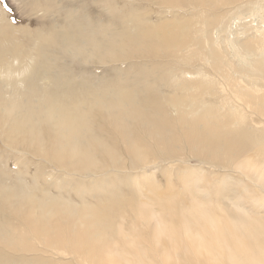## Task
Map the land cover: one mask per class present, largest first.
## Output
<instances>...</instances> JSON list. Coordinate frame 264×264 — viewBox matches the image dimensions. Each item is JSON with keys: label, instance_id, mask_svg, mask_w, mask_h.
<instances>
[{"label": "rangeland", "instance_id": "rangeland-1", "mask_svg": "<svg viewBox=\"0 0 264 264\" xmlns=\"http://www.w3.org/2000/svg\"><path fill=\"white\" fill-rule=\"evenodd\" d=\"M195 4L188 1L185 5L173 6L172 11V6L160 5L152 0H0V85L1 81L7 83L11 80L2 74H8L9 71L15 83L29 82L31 78L36 82L38 79L41 89H51L60 95L61 99L65 98V101H68L72 93L77 92L75 95L81 96L79 107L86 109L82 113L86 112L87 115L90 113L91 116L93 112L89 110L94 109L90 99L92 87L93 91L101 90L104 93H108L107 90L112 91L113 87V92L120 89L123 92L122 97L131 96L126 102L135 103V106H141L139 103L145 104L148 94V99H153L157 93L186 95L183 100L185 104L192 102L196 95L207 102L206 111L211 109V117L217 116L218 105L221 111L218 117L224 122L226 116L222 113L232 107L223 105V102L225 103L227 95L228 100L234 98L229 92L227 85L229 82L222 77L213 63L218 61L215 58L216 53L209 54V50L216 46L219 55L223 54L222 65H227V72L230 71L229 74L237 78L241 77L238 56H235L232 49L240 48L241 52V49L244 50L241 45L248 42L255 45L254 49L258 46V49H255L257 55L263 52L264 0H235L234 3L225 7L218 6L219 8L207 5L208 11L206 6L199 7ZM180 18L186 19L184 22L182 20L183 24L187 22L191 24L189 26L185 24L187 30L180 34L182 39L186 32L189 35L187 38L190 39H185L186 43L189 42L187 47L183 51L181 45L182 51L176 52L174 56L172 53L152 56L151 52L156 45L152 41L140 39V35L146 32L154 33L156 25L162 21L171 22ZM170 29L172 30L171 26ZM109 37L116 41L113 48H108ZM101 41L106 44H100ZM83 44L87 46L91 56L78 51ZM16 58L21 61L17 62ZM176 58H180L182 63ZM185 58L187 61L192 59L187 62ZM229 60L233 63H229ZM24 63L29 64V67L23 65ZM195 73H199L200 77L193 79L191 75ZM196 75L195 77L198 76ZM203 77L206 78V83ZM198 81H202L205 87L200 88ZM193 83L194 91L190 89ZM119 84L124 86L123 90L118 87ZM32 85L34 84L30 86ZM125 85L126 87L128 85L127 89ZM103 87L108 89L104 90ZM124 88L130 92L125 94ZM132 90H136V93ZM88 91L89 94L86 93ZM258 93H264V88ZM193 100L195 107L202 102ZM81 108L78 111H81ZM166 108L175 118H177L175 115L179 116L172 105H166ZM182 108L185 119L182 123H174V140L169 145L168 158L166 154H160L156 156V161H152L154 165L134 169L130 167L132 162L124 144L119 142L118 148L123 159H126L127 167L120 170L110 168L99 173L69 171V168L66 169L54 162L53 154L41 155L34 146L26 144L36 142L48 145L46 148L49 149L57 148L59 144L53 143L58 135L57 131L72 138L78 124L73 128L72 125L67 127L68 122L61 120L59 122L56 117L44 114L29 121L23 128L26 135L23 141L15 135L13 121L11 123L10 120L0 119V184L10 187L5 189L8 193L20 189L38 193L40 189L42 191L39 192L49 197L45 198L47 203L57 204L59 199L60 202L65 200L79 207L83 204L92 205L83 212L92 213L90 221L94 223V229L99 230L94 237L98 246L95 251L98 255L97 262L166 264L165 257L155 253L153 249L156 246L169 245L172 249L182 251L181 260L184 262L196 261L204 252V259L199 263L208 264L212 252H205L204 248L197 253L198 245L204 242L202 239L204 233L214 235L225 225H230L240 227L239 239L248 241L254 229L264 226V212L256 213L252 206L255 201L264 204V170H261V166L264 168V161L261 160L264 158V146L255 151L260 155L252 160L260 167L236 168L234 171L223 168L220 171L218 169L220 165L212 166L211 161L195 156L192 144L182 136L189 130L194 135L199 134L200 129L195 122L201 119L198 113L196 115L191 112L194 107L184 105ZM122 109L119 107L117 112ZM245 110L250 114L246 108ZM101 119L100 115L95 116L94 129H100ZM246 119L248 123L256 126L264 122V116L259 114L248 115ZM103 130L110 135L108 128L105 127ZM212 134H218V131L215 130ZM205 141L212 142L211 139ZM113 142L116 143V140ZM207 142L202 144L208 145ZM221 176L229 179L219 184ZM95 181L101 183V186L95 185ZM104 185L108 187L105 188ZM193 190L204 193L200 195L209 202H202L200 207H197L199 202L192 201ZM101 192L104 194H100ZM236 192L242 193L243 198L244 196L246 198L240 202L230 201L229 198ZM39 194L41 193L35 192L34 195L44 198L43 194ZM20 195H24L29 201L26 194ZM225 201L229 202L224 203ZM217 203H221V209ZM10 204L11 200L7 206ZM16 204H23L26 208L23 202ZM48 213L52 211L49 210ZM14 219L16 222L19 221V227ZM10 224L11 227L7 228ZM20 225L23 227L20 228ZM1 227V235L9 236L6 232L13 230L12 234L15 236L14 231L19 232L18 230L25 228L26 225L7 210L0 199ZM27 241L32 243L30 240ZM34 242L48 252L16 251L14 248L18 245L12 240L7 241L5 245L0 243V264H63L66 260L59 254L51 255L49 251L52 247L43 241L35 239ZM148 255H154L152 262L155 263L148 260Z\"/></svg>", "mask_w": 264, "mask_h": 264}, {"label": "bare ground", "instance_id": "bare-ground-1", "mask_svg": "<svg viewBox=\"0 0 264 264\" xmlns=\"http://www.w3.org/2000/svg\"><path fill=\"white\" fill-rule=\"evenodd\" d=\"M152 1H155L160 5L166 4L172 6V11L173 6L176 7L182 4L185 5L188 1L189 3L194 2V4H198L199 7L200 5L206 7L208 5L213 8H217L218 6L225 7V5L235 2V0ZM238 3L241 4L242 2ZM183 8L185 7L183 6ZM197 14L199 15V13ZM182 20L184 22V20L186 19L180 18V20H171V22L166 20L162 21V23L160 22V24L156 25V30L154 33L146 32L140 35V39L144 41H152L156 45V47L151 52L152 56L156 57L163 54L169 55L171 53L172 55H175L176 52L179 53L178 51L181 50V45H183L182 48L184 51V48H186L189 44V42L186 43V40H189L190 38H187L189 36L188 34H186L187 32L185 33L183 39L182 35L180 34H184V31L187 30L186 27H184L185 24L186 26H189L191 24H189L188 22L183 24ZM206 21L208 20L206 19ZM170 26L172 27V30L170 29ZM202 36L206 35L202 34ZM76 39L78 38L76 37ZM115 42V39L111 37L109 40V44H107L108 48H113ZM99 43L102 45L106 44V42L102 41ZM84 44L82 48L78 49V51L91 56V53L88 51L89 49H87V46H85ZM253 44L255 43L253 42ZM251 45L252 44H249L248 42L242 44L241 46L244 50L241 49V52L240 48H236L233 46L234 49L232 50H234L235 56H238L240 64L241 77L239 78H237V76L229 74L230 71L227 72V65H222L223 54L221 55L220 53L219 55V50L216 46H213V49L209 50V54L216 53L215 58L218 61L213 63H215V67L219 69V71L223 75L222 77H224V79L226 78V80L229 82V84H227L229 87V92L235 99V101L234 99L228 100L227 95V98H225V103L223 102V105L232 107L229 111L222 113L226 116L224 122L220 117H218V114L221 112L218 105H216V108L218 110L217 116L211 117V109H208V111H206V109L208 108L207 102L202 98L199 99L196 95L193 99L202 100V102L199 101L200 103L196 107L194 106L195 103L193 99L192 102L188 104H185V102H183V100L186 98V95L174 96L162 93H157V96L153 99H148V94L146 95L147 100L144 101L145 104L142 105V103H139L138 105L141 106H135V103H131L130 101L126 102V100L131 98V96L122 97L123 92L120 89L119 91L113 92V86L112 91L107 90L108 93H104V91L101 92V90L93 91L94 87L91 86L93 89L92 92L90 91L91 88L89 89L90 99L94 105V109L92 111L89 110L90 112H93L94 116H91L90 113L89 115H87L88 113L86 114V112L82 113L86 109H82L81 107H79L80 105H78V102L81 101L79 100V97L81 96L78 97L77 95H75L77 92L75 94L72 93V97L70 96L68 98V101H65V98L61 99L59 97L60 95L51 91V89H41L42 86L39 84L40 82L38 79L36 82L33 80V78H31L29 79V82H23L20 84L15 83L14 79L11 78L13 76L9 75V71H7L8 74L2 73L7 75V78L11 80L8 81L9 83L1 81V85L5 88L0 85V119L10 120L11 123L13 121V131L15 135L23 141L26 138V135L23 132V128L26 127L29 121L38 119L41 115L44 114H47L50 117H56L59 122L60 120L68 122L67 127L72 125L73 128L78 124L72 138L67 135H62L61 132L57 131L58 135L53 141V143L59 144L57 148L49 149L46 148L49 147L48 145L38 144L36 142H26V144H31V147L34 146L37 152L41 155L53 154L55 158L54 162L61 167H65L66 169L69 168V171H76L77 173H99L105 172L110 168L120 170L127 167L125 161L126 159H123L121 150H119L118 148L119 142L124 144L125 151L132 162L130 167L134 169H137L138 167L154 165L155 163H152V161H156V156L160 154H166L168 158L169 145L174 140V123H182V120L185 119L182 115L184 113L182 107L184 105H189L194 107L191 112L196 115L198 113V116L201 117L200 120L195 122L200 129V133L194 135L192 134L191 130H189L186 133L182 134V136L192 144L193 154L195 156H198L205 161H211L210 164L212 166L220 165L218 168L220 171L223 168H228L234 171L233 169L236 168L242 169L249 168L250 166L260 167L259 164H257L256 162H252V160L260 155L259 152L255 151L264 146V122L260 121V123H262L258 126L252 125L248 123L246 117L248 115L254 116V114L264 116V93H258L261 92L264 88V50L260 53V55H257L255 49H258V46L254 49L255 45H252L251 49ZM94 52H96V50ZM113 54L114 53H112V55ZM182 55L181 57H183ZM13 56L14 55H12V57ZM192 58H190L188 61H191ZM178 59L179 62H181L180 58ZM178 59L176 58V60ZM16 61L18 62L19 58H16ZM230 62L231 61L229 60V63ZM23 65L29 67V64L27 65L24 63ZM196 74L197 73H195V75ZM195 75H191V77L193 76V79L200 77L199 75H196L197 77H195ZM246 76H248L249 78H246ZM203 78V81L206 83V78ZM200 79H202V77ZM207 81H209V79ZM201 82L198 83L199 87H205L204 83ZM194 83L193 85H190V89H193V91L195 90ZM31 84L34 85L30 86ZM147 84H149V82ZM12 85H15L16 87ZM207 85L209 84L207 83ZM119 86L121 87V89L124 87L123 85L122 87L120 84L118 85V87ZM199 87L197 86L196 88L198 89ZM209 87L210 86H208V88ZM105 88L104 90L108 89ZM136 88L137 87H135V89ZM126 89L124 91L126 92L125 94L130 92H127L128 90L126 91ZM89 91L86 93L89 94ZM149 91L151 90L149 89ZM140 92L142 93V91ZM169 100H171V102H169ZM71 103H73L72 106ZM219 104L222 103L219 102ZM81 105L82 107H84L83 104ZM166 105H172L174 107V111L179 116L175 115L177 117L175 118L173 115H171V111L166 108ZM119 107H122L123 109L117 112V109ZM80 108L82 110L78 111V109ZM245 108L250 112V114L246 112ZM97 114L102 118L101 122L99 123L100 129H94L93 127L96 124L94 118ZM104 124L106 125L105 127L108 128L110 135H107L104 132ZM215 130L218 131V134H212V132ZM120 138H122L123 140H121ZM207 139H211L212 142L209 143L205 141ZM113 140H116V143H114ZM204 142H207L208 145L202 144ZM261 160L264 161V158H262ZM261 170H264L262 166ZM221 178L222 179L219 178L218 180L219 184L229 179L228 177L223 176H221ZM196 182L197 180L195 181V183ZM94 184L101 186V183H98L97 181H95ZM11 185L13 186V184ZM195 186H197V184ZM103 187L106 188L108 187V185H104ZM6 188L10 187L0 184V199L2 201V205H4L7 210H10V212L17 216L20 220H22L26 227L18 230L19 232L14 231V233H16L15 236L12 234V229V232H6L7 234H9V236L0 234V243L2 245L7 244V241L12 240L14 244L18 245L17 248H14L16 251L48 252L47 250L42 249L35 244L34 240L36 239L43 241L44 243L52 247V250L49 251L51 255L56 253L65 258L66 260L63 262V264H71L74 262H81L84 264L105 263L97 262L98 255L95 253V251L98 249V246L94 241V237L95 234L99 232V230L94 229V223L90 221L92 213L83 212L84 210L90 209L92 205L83 204L79 207L75 204L73 205L72 203H68L65 200H61L60 202L59 199L57 204L47 203V200H45V198L47 199L49 197L44 195L42 192H39L42 191L40 189L38 190V193H41L39 195L43 194L44 198L43 196L41 197L39 195V197H36L34 194L35 192L36 194H38L37 191H33L34 193H31L28 191H21L20 189L19 191L8 193L5 190ZM198 191L193 190L191 191V194L192 201L199 202L197 203V207H200L202 202H209V200H205L204 198H202V196L200 195L202 192L199 193L200 191ZM242 191L246 192L245 190ZM20 194H26L29 197V201L25 198L24 195ZM100 194H104V192H101ZM244 198H246V196H244ZM244 198L242 193L239 194L236 192V194L233 197L229 198V200L232 202H240L243 201ZM9 200H11V204L7 206ZM18 202L25 203L26 208L23 204H16ZM228 202L229 201H225L224 203ZM217 205L220 209L222 208L221 203H217ZM252 206L256 213L264 212V204L259 203V201H255L254 203H252ZM258 207L263 208V210H261V208L259 209ZM237 208L241 209L239 207ZM49 210H51L52 213L49 214ZM244 213L246 212L244 211ZM9 216L8 218L10 219ZM9 221L11 220H8V222ZM13 221H15V219ZM18 222L16 223L18 224ZM10 227L11 224L7 228ZM21 227H23V225H20V228ZM0 229H2V227ZM5 229L6 227L4 228V230ZM16 229L18 228L16 227ZM4 230H2V232ZM240 230V227L225 225L214 235L204 233V236L202 238L204 242L198 245L197 253H199L204 248L205 252H212V255L210 256V262L208 264H256V262L257 264H264V226H259L254 229L253 234L248 241L239 239L238 233L240 232ZM27 240H30L32 243L28 242ZM153 250L155 253H160L165 257L166 264H202L199 262L204 259L205 254L204 252H202L200 257L196 261L184 262L181 260L182 251L180 249H172V246L166 245L164 247L156 246ZM153 256L154 255L147 256L150 262H152Z\"/></svg>", "mask_w": 264, "mask_h": 264}, {"label": "snow or ice", "instance_id": "snow-or-ice-1", "mask_svg": "<svg viewBox=\"0 0 264 264\" xmlns=\"http://www.w3.org/2000/svg\"><path fill=\"white\" fill-rule=\"evenodd\" d=\"M5 7H7V5H5ZM9 11H10V9H9Z\"/></svg>", "mask_w": 264, "mask_h": 264}]
</instances>
